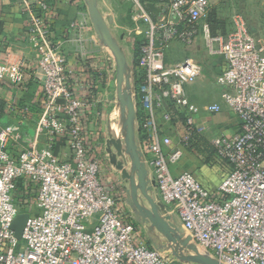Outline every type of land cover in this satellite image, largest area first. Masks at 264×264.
<instances>
[{
  "label": "built area",
  "instance_id": "1",
  "mask_svg": "<svg viewBox=\"0 0 264 264\" xmlns=\"http://www.w3.org/2000/svg\"><path fill=\"white\" fill-rule=\"evenodd\" d=\"M121 1L130 5L132 45L141 42L135 55L136 116L160 200L177 213L201 253L220 264H264V43L241 13L233 15L229 31H214L209 0ZM148 3L163 13L155 17ZM21 6L29 15L24 37L36 61L0 57V84L22 86L36 70L42 94L39 118L34 128L28 126L34 144L21 128L25 121L0 126V264H169L127 210L125 189L105 172L100 136L87 127L96 119L92 111L104 72L91 52L89 19L81 11L58 42L48 0H21ZM199 37L208 57L226 65L215 81L223 89L221 104L202 109L187 87L203 76V65L191 57L167 62L173 45L190 49ZM64 44L86 75L69 64ZM223 109L239 128L210 141L230 168L211 193L191 172L175 175L172 167L195 136L204 137L198 117ZM162 124L179 125L177 143L163 134ZM62 145L68 148L63 155L57 151ZM21 213L29 219L18 241L12 224Z\"/></svg>",
  "mask_w": 264,
  "mask_h": 264
},
{
  "label": "crops",
  "instance_id": "2",
  "mask_svg": "<svg viewBox=\"0 0 264 264\" xmlns=\"http://www.w3.org/2000/svg\"><path fill=\"white\" fill-rule=\"evenodd\" d=\"M49 4L52 8V21H53V38H55L58 42H64V39L67 37L69 33V24L73 19L82 18L81 8L77 5L75 0H48ZM239 0H209L210 4V15L208 21L212 24V28H215L214 24H216L217 30L219 32L225 33L230 29V22L234 14L239 13L240 7L245 8L246 5L249 6H263V2L260 0H241L242 5L240 7H235V4L238 3ZM250 1V2H249ZM30 3H35V0H30ZM86 3V1H85ZM251 3V4H250ZM87 11L83 12L91 23V30L88 33L89 37L92 38L93 44L91 45V52L94 55L95 59L101 60L103 65L104 72L102 73L101 86L99 90V99L97 100V104L95 108H93L92 114L96 117V119H91V122L87 124V127L90 128L91 132H95L99 134L100 143L99 150L101 151V155L103 156L104 149L103 143L106 138H110L111 135L114 138H119L116 131L115 134L109 132L106 136V130L104 125V116L108 115V110L111 111L114 103V107L119 108V101L117 96V65L116 60L109 48L104 46L96 31L95 27L91 21L89 10L87 4ZM99 6V4H98ZM230 6L229 12L224 14L223 7ZM259 11V10H258ZM87 12V13H86ZM216 22V23H215ZM29 23V15L26 13L25 9L21 6V0H8L6 2L0 1V57L5 59L6 57H11L19 60L27 61L29 64H34L36 61V55L32 45L26 40L24 37V33L27 30ZM249 25V24H248ZM258 27L256 24L254 25ZM253 26V27H254ZM249 28H251L249 26ZM112 32V30L110 29ZM113 34V32H112ZM115 37V35L113 34ZM257 40L261 43L262 38L258 35H255ZM116 38V37H115ZM123 39V36H122ZM119 42L120 46L121 43ZM64 49L67 53V58L69 64L78 72L84 73L82 75H86L85 72H82L83 69L82 63L78 59V57L74 54V51L71 46L64 44ZM127 58V64L131 70V86H132V96L134 102L136 101V87H135V52L134 46L132 45V41H130V48H123ZM193 58L200 62L204 66L203 76L197 82L187 87L189 96L191 100L199 107V108H207L213 104H221L222 102V88H219L221 91L220 94L212 92V100L206 101L204 96V85L210 83L212 88H217L215 85L216 77L221 74L225 69L226 65L219 61L213 60L208 57L204 41L202 37H199L196 40L194 46L190 49H185L180 45H173L167 51V62L168 63H177L182 61L185 58ZM208 65V66H206ZM208 68V70H207ZM88 71V67L86 68ZM213 75H212V73ZM89 73V72H87ZM213 78L214 82H208V76ZM79 76V75H78ZM214 76V77H213ZM81 80V78H79ZM82 85V80L73 83L74 88L79 89ZM115 86V88H114ZM212 89V91H213ZM41 87V76L37 74L36 70H33L32 74L28 76L27 81L21 86L14 85L10 82H3L0 84V126H6L13 123L24 122V126L21 128L24 130L25 138L29 141V143L34 144V131L28 126L35 127V123L37 122L40 114V99L42 94ZM116 94V102L113 100V93ZM28 109L27 113H24L23 110ZM137 117V116H136ZM209 117V118H208ZM111 118V114H110ZM232 121V114L228 112V110L223 109L220 113L217 114H208L203 112L199 117L198 121L202 124L207 131L211 130L215 125L218 124H229L230 129L228 130L229 136H232L238 132V122L236 118ZM210 122L212 124H210ZM100 123V125H99ZM164 128V135H169L173 137L175 143L178 142L179 136L181 135V128L179 125L173 127L170 125L162 124ZM113 127V125H112ZM208 127V128H207ZM142 135L139 132V122L136 126V140L139 143L140 149L145 156L146 167L149 175V186L153 187V194L158 196L157 189L152 179L151 170L148 167V156L145 154L143 150V142ZM204 138L208 140L205 136ZM42 141V140H41ZM209 141V140H208ZM101 144V146H100ZM107 145V144H106ZM107 149V148H106ZM57 151L59 154L63 155L68 151V148L64 145L57 147ZM107 153L110 154L107 150ZM216 153L211 155L208 159L207 155H204L194 149V152L185 151V156L183 160L176 166L172 167V171L175 175L180 174L183 171H189L193 174V171L196 169L201 170L199 182L203 185L205 189L209 192L214 193L217 188L221 185V183L225 180L226 176L230 172L229 166L221 161L219 158H216ZM119 157V156H118ZM121 158V157H119ZM208 159V160H207ZM125 161L123 164L124 170L125 165L129 166V172L131 170V159L128 155H126L125 159L121 158V162ZM219 167L217 170L218 173L213 172L212 177H206L207 168ZM207 182V185L206 183ZM129 184V182H128ZM210 184V185H208ZM125 194L129 190V187L126 186ZM144 200V199H143ZM158 202V200H157ZM165 216L170 218V222H179L177 213L171 208L168 210ZM135 221V220H134ZM136 222V221H135ZM137 226L142 228L141 231L143 235L147 238V243L161 248L159 246L163 245L164 241L167 245H171L170 242H167L166 239L157 231H150L148 225L139 224L136 222ZM183 228V226L181 227ZM147 232L149 234L147 235ZM152 238V239H151ZM161 251V249H159Z\"/></svg>",
  "mask_w": 264,
  "mask_h": 264
},
{
  "label": "water",
  "instance_id": "3",
  "mask_svg": "<svg viewBox=\"0 0 264 264\" xmlns=\"http://www.w3.org/2000/svg\"><path fill=\"white\" fill-rule=\"evenodd\" d=\"M85 1L88 6L91 21L101 43L111 50L116 60L117 96L121 119L126 127L125 143L123 144L120 138H114L112 135L110 137L111 143L117 151V155L123 159L128 155L131 159L130 173H127L124 170V160L123 162H115L117 168L123 171L124 179L129 181L127 203L134 211L136 222L148 225L150 231H157L168 242L174 244L178 243L180 239L179 234L185 232L184 228H181L182 221L178 217L179 222L173 223L170 222L168 216H165L169 208L160 200L159 196L153 194V187L149 186V175L145 156L136 140V126L138 125V121L136 117V106L132 96L131 70L127 64L125 51L113 36L108 24L102 16L98 6V0ZM147 7L155 17H158L163 13V11L160 8H157L153 3H148ZM58 103L62 104L64 102L63 100H59ZM108 152L110 153V150H108ZM28 219V213H21L12 224V230L18 241L22 240ZM190 247L194 252L192 259L197 262L202 264H220L217 260L207 254L201 253L197 246Z\"/></svg>",
  "mask_w": 264,
  "mask_h": 264
},
{
  "label": "rangeland",
  "instance_id": "4",
  "mask_svg": "<svg viewBox=\"0 0 264 264\" xmlns=\"http://www.w3.org/2000/svg\"><path fill=\"white\" fill-rule=\"evenodd\" d=\"M78 1V0H77ZM81 1V11L85 12L87 11V7L85 6V0H80ZM244 1V0H242ZM250 2V1H249ZM260 2H263V6H260V4H257V6H249L246 5L245 8H242V3L241 0L238 1V3L235 4V7H240L239 13L243 14L251 27L250 30L252 33L255 35H259L262 40L264 41V0H260ZM99 4V9L101 11L102 16L104 17L106 23L108 24L109 28L112 30L113 34L115 35L116 39H118L122 45L123 48H130V41L132 39V33H131V10H130V5L125 4L121 0H98ZM251 4V3H250ZM230 6H224L223 7V12L224 14H227L229 12ZM259 10V11H258ZM87 13V12H86ZM257 25L258 27L254 26ZM254 26V27H253ZM123 36V39H122ZM208 66V65H206ZM208 70V68H207ZM203 71H204V66H203ZM211 72V71H210ZM212 73V72H211ZM204 74V73H203ZM213 75V73H212ZM208 76V75H207ZM214 77V76H213ZM202 78V77H201ZM208 82H214L213 78L210 76L207 77ZM115 88V86H114ZM212 85L210 83H207L204 85V96L206 101H211L212 100V92H215L217 94H220L221 91H219V88H214L212 91ZM113 100L116 102V94L115 92L113 93ZM114 103L111 111L108 110V115L104 116V125H105V130H106V136L107 133H113L115 134V131L118 135V137L122 140L123 144L125 143L126 139V127L124 126V123L122 122L121 119V113L119 108L114 107ZM111 114V118H110ZM234 115H232V121ZM209 118V117H208ZM235 118V117H234ZM210 124H212L210 122ZM216 124V123H215ZM213 126L211 131H207V129L203 132V135L210 141H212L215 138L221 137V136H229L228 130L230 129L229 124H218ZM100 125V123H99ZM113 125V127H112ZM208 128V127H207ZM107 144V145H106ZM104 151L103 153V160L105 163V172H107L108 175L112 176L117 180V182L121 185V188H126V186L129 187L128 180L124 179L123 177V171L119 170L117 168V165L115 162L121 161V158L118 157L117 151L115 150L114 146L111 143L110 138H106L105 142L103 143ZM107 148V149H106ZM193 145L190 144L188 148L186 149L187 152H194ZM107 150H110V154L107 153ZM216 156V155H215ZM216 158H219L216 156ZM219 167H212L206 168V174L207 178L210 176L212 177L213 172L218 173L217 170ZM125 171L128 173L129 172V166L125 165ZM201 175V170L196 169L193 171V176L197 181L200 178ZM207 185V182H205ZM210 185V184H208ZM125 201L127 202V193L125 194ZM127 210L130 212V214L133 216L134 220L136 221V217L134 214V211L130 207V205L127 203ZM140 224V223H139ZM143 225V224H142ZM142 229V228H141ZM149 232H147V235ZM180 239L178 243H171V245H167L164 241L162 242L163 245L159 246L161 248V252L163 255L167 258L169 264H202L200 262H197L196 260L192 259V256H194V252L191 250L190 246H195L196 244L194 240L189 236L188 233L183 232V234H179ZM152 239V238H151ZM167 241V240H166ZM168 242V241H167ZM170 246V247H169Z\"/></svg>",
  "mask_w": 264,
  "mask_h": 264
},
{
  "label": "trees",
  "instance_id": "5",
  "mask_svg": "<svg viewBox=\"0 0 264 264\" xmlns=\"http://www.w3.org/2000/svg\"><path fill=\"white\" fill-rule=\"evenodd\" d=\"M33 7H34V10L36 12H38L37 8L35 6H33ZM214 26H215V28H213V30L216 31L218 27H216V24H214ZM229 30L230 29H228V31ZM140 45H141V42H139V41L135 42V44H134L135 55H137V53L139 52ZM136 64H137V62H136V59H135V65ZM141 139H142V142L144 143V140L146 139V137L143 136ZM190 144L193 145V147L196 148V150L199 151L200 153H202L204 155H207L208 159L211 157V155L216 153V151H215L214 147L212 146L211 142H209L208 140H206L202 136H199V135L195 136L193 138V140L190 142Z\"/></svg>",
  "mask_w": 264,
  "mask_h": 264
}]
</instances>
